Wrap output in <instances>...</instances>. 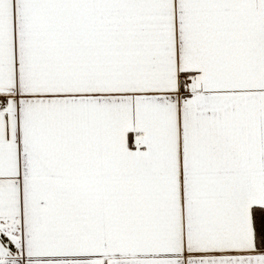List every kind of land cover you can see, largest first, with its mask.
<instances>
[{
    "label": "snow or ice",
    "instance_id": "obj_1",
    "mask_svg": "<svg viewBox=\"0 0 264 264\" xmlns=\"http://www.w3.org/2000/svg\"><path fill=\"white\" fill-rule=\"evenodd\" d=\"M0 264H264V0H0Z\"/></svg>",
    "mask_w": 264,
    "mask_h": 264
}]
</instances>
